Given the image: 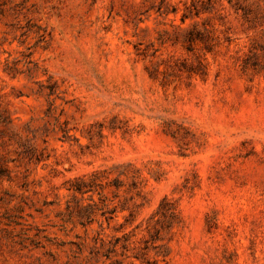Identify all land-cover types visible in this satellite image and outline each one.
I'll return each instance as SVG.
<instances>
[{"label": "rangeland", "instance_id": "rangeland-1", "mask_svg": "<svg viewBox=\"0 0 264 264\" xmlns=\"http://www.w3.org/2000/svg\"><path fill=\"white\" fill-rule=\"evenodd\" d=\"M0 264H264V0H0Z\"/></svg>", "mask_w": 264, "mask_h": 264}]
</instances>
